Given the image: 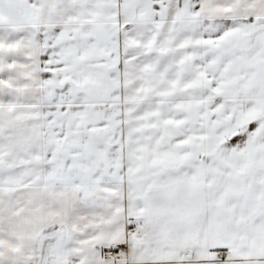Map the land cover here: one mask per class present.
Returning <instances> with one entry per match:
<instances>
[{
    "label": "snow or ice",
    "instance_id": "snow-or-ice-1",
    "mask_svg": "<svg viewBox=\"0 0 264 264\" xmlns=\"http://www.w3.org/2000/svg\"><path fill=\"white\" fill-rule=\"evenodd\" d=\"M0 264H264V0H0Z\"/></svg>",
    "mask_w": 264,
    "mask_h": 264
}]
</instances>
